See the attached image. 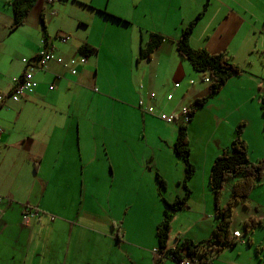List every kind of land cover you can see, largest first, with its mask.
Returning a JSON list of instances; mask_svg holds the SVG:
<instances>
[{"label":"crops","instance_id":"crops-1","mask_svg":"<svg viewBox=\"0 0 264 264\" xmlns=\"http://www.w3.org/2000/svg\"><path fill=\"white\" fill-rule=\"evenodd\" d=\"M10 1L0 0V22L9 30L6 36L0 37V76L9 72L8 64L12 57L6 44L13 38L12 33L28 32L29 29L33 32L28 38L14 36L25 54L20 55L11 82L0 94L12 89L23 70L22 59L33 57L43 38L39 22L37 33L26 24L30 13L20 26L12 31L9 29L12 20ZM63 1L80 7L86 6L79 2L89 4L91 8L88 9L129 27L138 37L137 56L140 45L147 41L150 32L161 33L164 40L150 59L137 61L136 57L135 63L143 64L144 69L140 83L136 81L125 88L130 94L126 98L111 95L113 97L108 100L111 104L106 100L113 116L107 114L102 118L95 102L86 105L75 100H63L62 93L67 83L81 85L85 63L72 77L59 72L62 75L59 79H55L52 72L64 68L50 63L47 72L35 75L37 87L33 94L19 102L6 100L0 107V114L3 110L9 114L8 122L0 119V264H153L154 252L157 251L155 226L162 219L165 208L161 196L173 202L185 195L186 188L190 191L186 206L173 213L166 245L168 249L174 248L184 238L198 241L209 237L216 222L208 185L211 164L233 138L239 121L245 122L242 138L248 144V158L251 162L258 161L264 155L263 115L261 113L262 119H253L256 121L253 126L252 118L246 112L248 101L243 100L251 87L242 78L243 73L231 76L187 123L189 159L195 172L185 187L183 161L175 156L172 166L169 160L159 156L162 153L172 157L178 123H167L158 115L176 114L208 92V73L196 72L192 67L197 74L190 70L186 65L189 62L178 54L175 45L183 27L202 11L206 0L60 2ZM49 4L46 0H37L32 10L37 9V16L43 12L45 36L53 39L56 54L70 57L73 54L68 56V52H61L54 38L66 34L51 36L48 32L49 18L46 19L45 14ZM5 9H10L11 13ZM263 10L264 0H209L196 19L190 45L192 48H204L209 53L226 51L231 61L239 65L234 59L236 50H259L255 36L257 26L264 21ZM32 20L38 21L34 17ZM90 43L80 45L92 46ZM62 45L66 46V43ZM78 47L73 51L77 52ZM118 69L122 70L121 66ZM191 74L196 75L195 80ZM50 84H53L52 89L48 88ZM95 84L93 80L91 86L94 93L97 92ZM196 84L203 86L200 88ZM225 91L229 94L227 102L221 98L218 104L212 103ZM211 105L214 106V113L210 110ZM150 106L155 107V114L144 111ZM115 109L120 111V118H116ZM202 109L208 114L205 111L201 114ZM135 120L142 124L143 132L151 127L149 123L158 124L155 136L147 139L144 134L141 135L140 126H133ZM1 124L10 125L13 136L6 133ZM135 140L147 149L146 162L153 160L150 163L153 165L147 163L142 167V177L151 173L154 184L148 189L142 180L137 187L132 179L113 183V176L107 184L102 177L101 147L108 157L113 175L115 164L111 159H118L120 165L130 159ZM154 172L164 180L163 188L158 186ZM232 181L227 180L222 189L226 190V194H222L223 200L229 196ZM171 184L174 186L168 190ZM253 199L264 203V175L242 202L244 207L241 202L234 205L232 219L236 224L231 222L232 231L241 232V225L238 224L244 225L249 217L261 219L260 224H264V205L256 203L257 211H254L250 207L254 204ZM112 203L117 205L119 212L116 215ZM23 205L37 209L41 215L23 224ZM134 205L139 206L137 210H133ZM242 240L238 249L245 247ZM246 247H254L253 242L251 245L246 242ZM232 249L234 246L223 249L206 264H264L258 256L259 251L255 250L257 262L249 252V258L245 257L244 263L228 261L226 253ZM163 264L174 263L165 259Z\"/></svg>","mask_w":264,"mask_h":264},{"label":"rangeland","instance_id":"rangeland-1","mask_svg":"<svg viewBox=\"0 0 264 264\" xmlns=\"http://www.w3.org/2000/svg\"><path fill=\"white\" fill-rule=\"evenodd\" d=\"M60 1L61 0H54L52 4L50 3L45 14V18H49L48 32L51 36L64 33L69 37L66 46L58 44L59 50L64 53L68 52V56H70L76 52V50L73 51L74 48L78 47L81 43H90L89 41L94 43V45H92L91 43L90 44L97 50V52L92 54V56L86 58L84 64V66L86 67L84 72L85 76L81 77L80 79L81 85L72 84L71 82L67 83L68 86L63 89L62 93L63 100H75L76 102H84L86 103V105H88L89 102H95L102 118H105L107 114L108 116H113V111H110L107 108L106 100L108 101L109 99H111L113 97L111 95H114L118 98H126L125 96H127V94H130V92H126L125 88L129 84H133L136 81H138V84L140 83V75L144 67L143 64L138 65L137 63H135V59L137 57L138 37L132 33L129 27L118 23L117 21H113V19H107L105 16H102L95 11L88 9L89 7L91 8L89 4H84L83 2H79L78 0H76L81 5L86 6L80 7L77 5H73L68 1ZM5 10L10 12V9ZM33 17L38 20L37 23L32 20ZM38 22L40 23L41 28L40 17L39 15L37 16V9H34L30 12L26 24L29 27L35 29V33H37L39 30ZM257 27L258 29L256 31L255 39L257 40V47L259 48V50L257 48L251 50V52L247 51L246 49L242 52L236 50V54L234 55V59L243 68L242 78L245 80V83L251 87V90H248L243 96V100L248 101L245 107L246 112L252 118L253 126L256 125L255 123L259 118L262 119L258 97L259 94L264 91V21ZM8 32V28L4 26L3 22H0V37L6 36ZM32 32V29H29L28 32L14 31L12 35L22 38H28L30 37V33L32 34ZM14 36L6 44L7 50L11 53L12 58L8 64L9 72L6 75L0 76V92L3 91L7 83L11 82L12 74L16 71L18 59L20 58V55L25 54L23 49L20 48L17 44L16 38ZM11 37L12 36H10V38ZM188 64L189 63H186L190 70H192L190 64ZM119 66H121L122 70L118 69ZM133 73L136 75H131ZM194 73L197 74L196 72ZM194 76L196 75H192L193 78H191L195 80ZM93 80L96 81V84L94 85L97 87L96 93L93 92V86H91ZM195 86H199L200 88H202L203 85L196 84ZM87 87L91 88L88 89ZM98 94L99 96H95ZM228 97L229 94L227 91H225L224 95L216 97V99H214L212 103L218 104L221 98H225L223 102H227ZM234 101L236 100L234 99ZM108 102L109 104H111V101ZM210 110L212 113H214L213 105H211ZM204 111L208 114V111L205 109H202L200 113L202 112L201 114H203ZM211 112L209 114H211ZM114 113L116 114V118L121 117L119 110L115 109ZM190 117L191 116L189 114V121ZM8 118L9 114L7 113V110H3V113L0 114V119L8 122ZM253 119H256V121ZM240 122L244 123V129L245 122L239 121L238 123ZM149 125L151 127L147 128L145 132H143L142 124L136 120L133 121V126H140V134H144L147 139H149L151 136H155L157 132L156 125L158 124L149 123ZM1 126L6 133H10L11 136H13L14 131L10 125L5 124L3 126L1 124ZM106 132L108 134L110 133L109 131ZM0 150H2V146H0ZM146 150L147 149L141 142L135 140L133 142V152L130 159H128L126 162H123L122 165L119 164L118 159H111L115 164L114 173L112 175V168L110 167L108 157L105 156L104 149L103 147H101L100 154L103 161V180L108 184L111 182L110 179L112 176L114 178L113 183H119L124 180L132 179L134 180L135 187H137L142 180L144 186L150 189L151 185L155 182L154 175L148 173V175H143L144 177H142V174L144 172L142 171V167H145L147 163L148 165H153L150 164L153 163V160L146 162L144 158L146 156ZM159 156L163 160H169L170 164L174 166V161L176 160L174 154L171 153L172 157H169V155L167 154L160 153ZM152 170H155V168H152ZM173 186V184L169 185L168 190H170ZM159 190L161 191V188L158 189V192ZM223 193L225 195L226 190H224ZM253 202L254 204H251L250 207L254 211H257L255 208L257 207L256 203L264 205V203L256 202L254 199ZM112 205L113 212L116 215L119 212L117 209V205L113 203ZM241 206L244 207V204L242 203ZM138 207V205H134L133 210H137ZM232 222L233 224H236L235 219H232ZM238 225H241V233L244 234L243 239L245 242V247L242 249H238V247L242 245V242L238 241V243L234 246V249L226 253V259L233 263H244V258H249V252V254H252L251 256L253 260L257 262L258 258L254 252V248L256 247L259 251L258 256L261 258L259 259L262 261V263H264V224L254 225L253 227H251V232H249L248 230L246 234L244 233V225ZM247 235L251 237L254 247H246Z\"/></svg>","mask_w":264,"mask_h":264},{"label":"trees","instance_id":"trees-1","mask_svg":"<svg viewBox=\"0 0 264 264\" xmlns=\"http://www.w3.org/2000/svg\"><path fill=\"white\" fill-rule=\"evenodd\" d=\"M37 0H11L12 20L9 29L12 31L20 26L27 15L30 13ZM206 0L204 8L208 5ZM204 8L197 14L194 20L186 24L181 30L180 36L175 40L178 54L186 59L193 70L196 72H207L210 77L208 92L205 96L197 98L189 107V114L192 117L194 113L203 106L211 97L221 90L225 82L233 75L243 73V68L231 61L230 55L226 51L218 53H209L204 48H192L190 45V36L196 22V19L203 13ZM105 14L109 13L103 11ZM112 16V15H110ZM41 29L43 37L45 36V21L43 12L40 13ZM113 17V16H112ZM119 19L118 17H115ZM164 40V36L159 32H150L147 41L140 45L137 61L140 59H150L151 54ZM96 49L88 44H82L78 47L77 53L90 56ZM141 88V85H139ZM259 107L263 115L264 130V91L259 94ZM2 107V105H0ZM190 117V118H191ZM244 123L240 122L235 126L234 136L229 144L222 148L219 154L214 158L209 174L208 185L213 197L214 216L216 219L211 235L205 239L192 241L184 238L172 249H168L167 239L170 229V222L173 213L186 206L190 191L186 188L185 195L182 198H176L173 202H168L161 196L160 200L164 204L162 219L155 226V237L157 241V250L164 252V256H174L180 260L188 258L197 260L201 263H209L211 258L225 248L235 246L238 241L233 237L231 230L232 208L237 202H243L247 199L253 188L260 182L264 175V156L258 161L251 162L248 158V144L242 138ZM173 154L179 157L184 163V180L186 182L194 172L195 167L189 159L190 147L187 132V124H178L176 138L172 145ZM155 178L159 187H164V180L155 172ZM227 180H234L229 188V196L226 200L222 199L223 188ZM160 193V190H159ZM261 219L247 218L244 221V233L246 234L251 227L260 224ZM248 236V235H247ZM247 244L251 245V238L248 236ZM258 252V248H254ZM164 258H157L153 264H163Z\"/></svg>","mask_w":264,"mask_h":264},{"label":"built area","instance_id":"built-area-1","mask_svg":"<svg viewBox=\"0 0 264 264\" xmlns=\"http://www.w3.org/2000/svg\"><path fill=\"white\" fill-rule=\"evenodd\" d=\"M52 0H48L50 2ZM55 40L59 44H65L69 37L67 35H58ZM86 57L80 54H73L70 57H64L62 55L56 54L53 39L43 38L41 39V45L37 53L31 58H23V71L22 74L15 80L12 89L6 94H0V104H3L6 100H11L13 102H19L25 96L31 95L35 92L37 87V81L35 75L38 72H47L50 63H55L64 69L61 71H53L52 75L55 79H59L62 75L59 72H64L68 76H74L78 73L79 65L84 64ZM49 89L53 88V84H50ZM142 105V96H139V106ZM155 107L150 106L144 109L147 113L155 114ZM158 117L167 123L179 122L185 124L189 121L188 108L183 107L178 113L174 114H160ZM1 131V128H0ZM41 212L35 208L23 205L21 213V221L23 224H27L29 221L38 219ZM233 235L235 237H240L238 231H234ZM155 258H164L171 260L174 264H199L195 260H190L188 258L176 259L174 256H164V252L155 251Z\"/></svg>","mask_w":264,"mask_h":264},{"label":"clouds","instance_id":"clouds-1","mask_svg":"<svg viewBox=\"0 0 264 264\" xmlns=\"http://www.w3.org/2000/svg\"><path fill=\"white\" fill-rule=\"evenodd\" d=\"M46 1L48 2V0H46ZM52 2H53V0L50 1V2H48V3H52ZM56 36H58V35H56ZM56 36H55V37H56ZM55 37H54V38H55ZM43 38H45V37H43ZM43 38H42V39H43ZM47 38H48V37H47ZM47 38H46V39H47ZM66 43H67V42H66ZM74 54H77V55H78L77 52L74 53ZM86 58H87V57H86ZM22 71H23V70H22ZM21 74H22V72H21ZM21 74H20V75H21ZM0 105H3V104H0ZM188 111H189V108H188ZM176 123L181 124V123H179V122H176ZM26 206H27V205H26ZM29 207H30V206H29ZM22 209H23V207H22ZM21 222H22V221H21ZM234 231H238V230H234ZM234 231H232V235H233V232H234ZM238 232L240 233V237H235L234 235H233V237H234L237 241H243L242 239H243V235H244V234H242L240 231H238ZM249 232H251V229H250ZM246 241H247V240H246ZM251 241H252V240H251ZM156 259H157V258H155V260H156ZM163 260H165V259H163ZM195 261H196L197 263H199V264H206V263L198 262L197 260H195ZM209 262H210V261H209Z\"/></svg>","mask_w":264,"mask_h":264},{"label":"snow or ice","instance_id":"snow-or-ice-1","mask_svg":"<svg viewBox=\"0 0 264 264\" xmlns=\"http://www.w3.org/2000/svg\"><path fill=\"white\" fill-rule=\"evenodd\" d=\"M151 169H149V171H150ZM129 206H130V204H129Z\"/></svg>","mask_w":264,"mask_h":264}]
</instances>
